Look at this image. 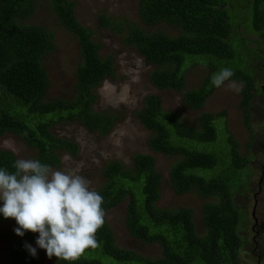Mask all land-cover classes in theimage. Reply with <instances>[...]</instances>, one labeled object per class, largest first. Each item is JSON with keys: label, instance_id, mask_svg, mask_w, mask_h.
<instances>
[{"label": "trees", "instance_id": "obj_1", "mask_svg": "<svg viewBox=\"0 0 264 264\" xmlns=\"http://www.w3.org/2000/svg\"><path fill=\"white\" fill-rule=\"evenodd\" d=\"M246 1L251 32L264 40V0ZM36 2L0 0V139L12 134L36 150L34 160L59 168V153L76 156L79 146L57 136L52 131L55 125L80 122L88 131L102 136L114 128L116 115L99 112L95 105L99 99L96 90L114 75L115 64L111 56L100 55L95 32L78 21L74 1L50 0L61 26L75 37L81 61L76 70L74 97L49 98L51 84L44 61L56 50L55 35L43 26L24 23L35 13ZM227 3L141 0L139 16L143 25L153 28L167 23L178 28L180 34L171 37L163 31L130 25L124 42L155 66L150 75L155 88L182 93L185 106L195 112H202L219 89L211 84L213 74L230 68L234 75L228 82L241 85L240 107L245 127L251 131L250 109L257 80L251 70L243 67L246 59L242 51L249 49L245 39L232 38L236 19L231 16L230 22ZM99 23L116 29L106 17L101 16ZM198 63L209 66L210 72L199 88L186 90V70ZM137 116L153 133L150 149L178 158L169 173L172 190L178 195L195 193L207 200L202 209L205 232L198 233L192 208L159 207L163 176L156 158L137 154L130 168L120 161L109 162L103 170L105 182L97 192L103 197L104 212L124 204L130 236L145 244H158L161 255L143 257L119 247L111 227L104 222L96 233L97 246L86 249L71 264H240L244 240L239 225L243 215L235 204L234 193L246 189L244 177L250 159L240 154L237 141L226 128V113L202 112L200 123L193 126L178 112L164 110L159 95L149 94ZM218 120L225 131L220 139L215 125ZM16 160L11 151L0 150V169L15 172ZM6 220L0 214V224ZM35 240L32 233L26 232L12 242L7 264H48L25 247ZM55 264L70 262L56 259Z\"/></svg>", "mask_w": 264, "mask_h": 264}, {"label": "rangeland", "instance_id": "obj_2", "mask_svg": "<svg viewBox=\"0 0 264 264\" xmlns=\"http://www.w3.org/2000/svg\"><path fill=\"white\" fill-rule=\"evenodd\" d=\"M71 1L76 4L78 21L95 32L94 40L100 44V55L103 58L111 56L114 60V75L105 79L96 90L99 99L95 109L99 112L114 113L117 121L111 132L105 136L88 131L80 122H61L55 125L52 131L61 138L76 142L79 152L73 156L61 151V165L52 169L65 171L78 168L79 174L90 181V188L97 191L105 182L103 170L109 162L120 161L130 168L135 155H152L156 158L157 169L163 176L159 207L192 208L197 231L204 234L202 209L207 200L195 193L178 195L172 190L169 173L178 158L158 154L150 149L149 140L153 133L140 123L137 112L149 94L159 95L164 110L178 112L186 123L193 126L200 123L202 112H225L223 122L226 128L237 141L240 154L250 159L244 177L246 189L234 193L235 204L243 215L239 225V234L244 240L240 264H264V40L251 32L250 7L246 4L247 1L226 0L230 22L232 23V18L236 19L232 38L238 36L245 39L249 49L242 51L246 59L243 67L251 70L257 80L258 89L250 109L251 131L245 127L240 107L241 85L238 82H235V88L229 86L231 81L217 89L202 112L188 109L182 93L172 90L160 91L151 84L150 75L155 66L147 62L135 47L124 42L129 26L138 25L147 31H163L171 37L178 36L180 30L167 23L153 28L143 25L139 16L141 0ZM101 16L108 18L116 29L100 26ZM24 23L43 26L55 35L56 50L44 61L51 84L49 98H73L76 70L81 61L75 37L61 26L51 8L50 0H37L35 13ZM209 72V66L204 63L189 66L185 73L186 90L199 88ZM222 124L219 120L215 123L219 128V139L225 136ZM0 150L11 151L17 160L34 159L36 156L35 149L12 134H6L0 139ZM105 222L111 227L119 247L133 250L143 257L157 258L161 255V247L158 244H145L130 236L126 228L124 204L105 212ZM17 227L14 219H7L0 224V264L8 263L10 245L21 237L14 231ZM32 234L37 240L39 234ZM36 240L31 245L36 248V255L44 258L48 264H55L57 258L49 259L46 251L38 247Z\"/></svg>", "mask_w": 264, "mask_h": 264}, {"label": "clouds", "instance_id": "obj_3", "mask_svg": "<svg viewBox=\"0 0 264 264\" xmlns=\"http://www.w3.org/2000/svg\"><path fill=\"white\" fill-rule=\"evenodd\" d=\"M233 75L230 68H221L211 77V84L220 88ZM229 86L235 88V82ZM13 167L15 172L0 169V214L16 221V235L38 233L36 244L49 259L70 264L97 246L96 233L105 222L103 197L90 188L78 168L53 170L34 159H18ZM25 247L36 256V248Z\"/></svg>", "mask_w": 264, "mask_h": 264}]
</instances>
